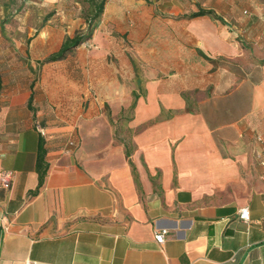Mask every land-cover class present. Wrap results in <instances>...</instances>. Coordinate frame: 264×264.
<instances>
[{"label": "crops", "instance_id": "0c3cea01", "mask_svg": "<svg viewBox=\"0 0 264 264\" xmlns=\"http://www.w3.org/2000/svg\"><path fill=\"white\" fill-rule=\"evenodd\" d=\"M176 3L106 0L89 78L6 73L0 45V264H264V0Z\"/></svg>", "mask_w": 264, "mask_h": 264}, {"label": "rangeland", "instance_id": "374dc122", "mask_svg": "<svg viewBox=\"0 0 264 264\" xmlns=\"http://www.w3.org/2000/svg\"><path fill=\"white\" fill-rule=\"evenodd\" d=\"M187 1V2H186ZM201 0H178V6L194 4L198 6ZM82 5L77 0H0V45L2 51L1 58L6 64V73L8 65H16V73L26 76H39L44 74L66 73L82 75L88 77L91 75L87 64L88 59L94 56L97 59L107 60L108 54H105L104 39L101 37H91L67 53V59L63 63L54 61L39 62L33 60L30 63L26 49L29 46L32 33L40 31L42 28L49 29V46L53 47L55 33L64 38L84 32L85 25L82 22ZM247 14V10L245 13ZM94 39H93V38ZM10 55L13 59L10 60ZM109 59H114L110 57ZM69 60V61H68ZM87 64L80 66V62ZM66 62V64H65ZM77 65L72 71L68 64ZM104 63V62H103ZM104 72V64L98 68Z\"/></svg>", "mask_w": 264, "mask_h": 264}, {"label": "trees", "instance_id": "16d2710c", "mask_svg": "<svg viewBox=\"0 0 264 264\" xmlns=\"http://www.w3.org/2000/svg\"><path fill=\"white\" fill-rule=\"evenodd\" d=\"M83 7L82 10V22L85 25L84 32L79 34H73L72 36H65L58 49L54 52L48 54L45 58L39 62H49L55 61L63 58L67 53H69L73 48L77 47L83 41L89 39L93 30L97 27L100 16L103 10V5L106 0H77ZM201 15H208L215 17L211 9H203L197 7L193 12L186 15L187 18H192ZM30 98V97H29ZM45 154V148L43 147L42 141L40 140L36 149V161H35V171H36V185L32 190L35 193L43 182V177L46 171V164L43 161Z\"/></svg>", "mask_w": 264, "mask_h": 264}, {"label": "built area", "instance_id": "2783aa9c", "mask_svg": "<svg viewBox=\"0 0 264 264\" xmlns=\"http://www.w3.org/2000/svg\"><path fill=\"white\" fill-rule=\"evenodd\" d=\"M12 173L9 170L0 169V187L1 188H8L10 184ZM237 217L242 220L246 221L248 219L247 209L245 207L240 208L237 214ZM165 229H157L153 233V238L156 242L160 243L163 241ZM25 264H31L30 262L26 261Z\"/></svg>", "mask_w": 264, "mask_h": 264}]
</instances>
